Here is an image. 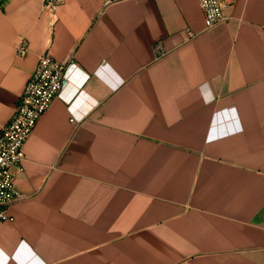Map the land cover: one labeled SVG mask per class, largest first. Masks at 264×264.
I'll return each mask as SVG.
<instances>
[{"label":"crops","instance_id":"0c3cea01","mask_svg":"<svg viewBox=\"0 0 264 264\" xmlns=\"http://www.w3.org/2000/svg\"><path fill=\"white\" fill-rule=\"evenodd\" d=\"M43 1L0 0V130L39 56L67 61L0 264H264V0L209 28L200 0Z\"/></svg>","mask_w":264,"mask_h":264},{"label":"built area","instance_id":"2783aa9c","mask_svg":"<svg viewBox=\"0 0 264 264\" xmlns=\"http://www.w3.org/2000/svg\"><path fill=\"white\" fill-rule=\"evenodd\" d=\"M119 1L123 0H103V4L108 6ZM63 2L65 0H44L42 7L55 15ZM200 5L208 28L228 20L227 0H200ZM27 51L28 41L24 38L17 46V54L24 55ZM156 51L164 54L160 44L156 45ZM66 68L67 61L58 60L48 52L41 54L19 98L15 113L0 130V219H13L8 209L21 196L15 187L13 168L25 159L27 138L54 98L60 95ZM72 120L76 118L72 116Z\"/></svg>","mask_w":264,"mask_h":264}]
</instances>
